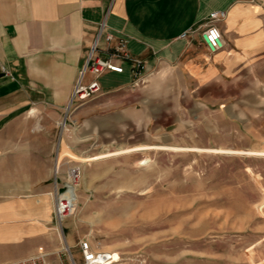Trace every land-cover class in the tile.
I'll use <instances>...</instances> for the list:
<instances>
[{
    "label": "crops",
    "instance_id": "1",
    "mask_svg": "<svg viewBox=\"0 0 264 264\" xmlns=\"http://www.w3.org/2000/svg\"><path fill=\"white\" fill-rule=\"evenodd\" d=\"M219 10L225 46L212 53L201 29ZM103 23L98 53L124 71L102 73L100 90L67 114ZM121 39L145 61L139 86L116 56ZM212 111L264 127V0H0V264L63 251L54 211L66 117L73 139L150 149L175 147Z\"/></svg>",
    "mask_w": 264,
    "mask_h": 264
},
{
    "label": "rangeland",
    "instance_id": "2",
    "mask_svg": "<svg viewBox=\"0 0 264 264\" xmlns=\"http://www.w3.org/2000/svg\"><path fill=\"white\" fill-rule=\"evenodd\" d=\"M259 122L212 111L181 130L175 147L89 160L130 145L73 139L66 117L57 177L74 162L84 170L74 212L55 218L64 248L52 263H81L80 241L89 239L110 264H264Z\"/></svg>",
    "mask_w": 264,
    "mask_h": 264
},
{
    "label": "built area",
    "instance_id": "3",
    "mask_svg": "<svg viewBox=\"0 0 264 264\" xmlns=\"http://www.w3.org/2000/svg\"><path fill=\"white\" fill-rule=\"evenodd\" d=\"M227 16V12L224 10L213 11L210 13L209 21L205 28L201 29V36L205 46L212 53L222 49L225 46V40L220 27L217 25V21L224 19ZM106 24L103 23L100 27L99 33L90 49L88 55V61L81 73V78L75 86L73 95L70 100V104L67 110V114L70 113L73 105L77 100L83 101L93 97L101 88L98 77L105 71L123 72L124 66L114 60L112 57H102L98 51L100 49V37L104 32ZM198 29L191 28L185 31L181 37L186 38L192 33H195ZM114 35L108 33L106 39L112 40ZM117 58L121 61H128L132 65V70L135 76L134 84L139 86L146 82V64L145 61L134 57L127 49L125 39H121L117 46ZM91 71L95 78L90 83H84L83 77ZM66 119L60 123V140L63 130H65ZM59 166H56V181H55V218L59 222L74 212V202L78 199L77 190L81 182L83 175V165L80 162L72 163L68 170L67 176L63 181H59L57 175ZM64 187L65 190L61 191ZM80 249L82 253V262L79 264H110L113 261L111 254L105 259L102 257L101 252L94 248L92 242L89 239H83L80 241ZM69 250V249H68ZM51 253L41 246L36 252L10 261L8 264H53L50 259ZM72 264H78L73 260Z\"/></svg>",
    "mask_w": 264,
    "mask_h": 264
},
{
    "label": "bare ground",
    "instance_id": "4",
    "mask_svg": "<svg viewBox=\"0 0 264 264\" xmlns=\"http://www.w3.org/2000/svg\"><path fill=\"white\" fill-rule=\"evenodd\" d=\"M150 146H146V145H140V146H135V147H129V148H125V149H122V150H118V151H113V152H110L108 154H101V155H96L95 157H92V158H89L92 159V160H97V159H100V158H104V157H107V156H112V155H117V154H122V153H129L131 151H136V150H141V149H146V148H149ZM151 147H155V148H164L166 146H151ZM255 153H257L258 155H264V150L262 151H255ZM88 160V159H87ZM145 162V161H144ZM75 203H76V200L74 202V206H75ZM67 249H69V247H67ZM103 258H107L105 256H102Z\"/></svg>",
    "mask_w": 264,
    "mask_h": 264
},
{
    "label": "water",
    "instance_id": "5",
    "mask_svg": "<svg viewBox=\"0 0 264 264\" xmlns=\"http://www.w3.org/2000/svg\"><path fill=\"white\" fill-rule=\"evenodd\" d=\"M65 190L64 187L61 188V191Z\"/></svg>",
    "mask_w": 264,
    "mask_h": 264
}]
</instances>
